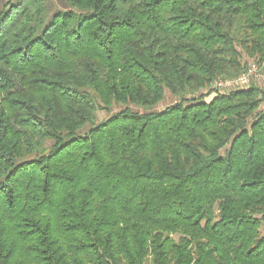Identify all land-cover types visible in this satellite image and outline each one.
<instances>
[{
    "label": "trees",
    "instance_id": "obj_1",
    "mask_svg": "<svg viewBox=\"0 0 264 264\" xmlns=\"http://www.w3.org/2000/svg\"><path fill=\"white\" fill-rule=\"evenodd\" d=\"M60 1L0 8V264H264V89H210L264 0Z\"/></svg>",
    "mask_w": 264,
    "mask_h": 264
},
{
    "label": "built area",
    "instance_id": "obj_2",
    "mask_svg": "<svg viewBox=\"0 0 264 264\" xmlns=\"http://www.w3.org/2000/svg\"><path fill=\"white\" fill-rule=\"evenodd\" d=\"M264 81V71H261L256 63L248 66V68L234 76V77H217L212 80L210 89L226 92L235 89H240L249 86L253 82H263Z\"/></svg>",
    "mask_w": 264,
    "mask_h": 264
},
{
    "label": "rangeland",
    "instance_id": "obj_3",
    "mask_svg": "<svg viewBox=\"0 0 264 264\" xmlns=\"http://www.w3.org/2000/svg\"><path fill=\"white\" fill-rule=\"evenodd\" d=\"M7 0H0V8L2 7V5L6 2ZM47 3V12H46V19H48L53 13H55L56 11H62L64 9L67 8V6L60 0H46ZM249 65L253 64V60L249 59ZM261 69V71H263V69L261 67H259ZM253 84H257L260 87L264 88V81L263 82H253ZM208 91V89H202L200 90L201 93H206ZM178 99V97L172 95L168 90L165 91V96L164 99L159 102L154 109L155 110H160L172 103H174L176 100ZM122 106H116L114 105L111 108V112H115L118 111ZM264 107V101L261 103V108ZM133 109H137L134 106L132 107ZM107 116V113L105 111H97V121H100L102 119H104ZM145 264H150L149 260L146 261Z\"/></svg>",
    "mask_w": 264,
    "mask_h": 264
},
{
    "label": "crops",
    "instance_id": "obj_4",
    "mask_svg": "<svg viewBox=\"0 0 264 264\" xmlns=\"http://www.w3.org/2000/svg\"><path fill=\"white\" fill-rule=\"evenodd\" d=\"M264 89V88H263Z\"/></svg>",
    "mask_w": 264,
    "mask_h": 264
}]
</instances>
